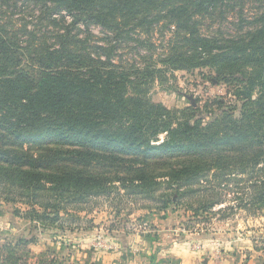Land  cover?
Returning a JSON list of instances; mask_svg holds the SVG:
<instances>
[{
  "label": "trees",
  "instance_id": "16d2710c",
  "mask_svg": "<svg viewBox=\"0 0 264 264\" xmlns=\"http://www.w3.org/2000/svg\"><path fill=\"white\" fill-rule=\"evenodd\" d=\"M205 69L223 94L153 98ZM231 181L264 208V0H0V195L32 223L64 229L116 184L198 219Z\"/></svg>",
  "mask_w": 264,
  "mask_h": 264
},
{
  "label": "rangeland",
  "instance_id": "374dc122",
  "mask_svg": "<svg viewBox=\"0 0 264 264\" xmlns=\"http://www.w3.org/2000/svg\"><path fill=\"white\" fill-rule=\"evenodd\" d=\"M130 50L120 52L131 57ZM209 72L167 70L164 80L150 84L153 98L183 108L190 99L223 94L225 87L212 84ZM225 184L218 188L222 203L198 219H190L192 212L183 203L160 210V202L116 184L109 193L70 207L60 221L64 229L32 223L25 217L28 204L7 202L0 195V264L5 259L21 264H146L151 244L159 249L160 264H264V208L239 206L243 183Z\"/></svg>",
  "mask_w": 264,
  "mask_h": 264
},
{
  "label": "water",
  "instance_id": "95a60500",
  "mask_svg": "<svg viewBox=\"0 0 264 264\" xmlns=\"http://www.w3.org/2000/svg\"><path fill=\"white\" fill-rule=\"evenodd\" d=\"M195 103V101H193Z\"/></svg>",
  "mask_w": 264,
  "mask_h": 264
}]
</instances>
